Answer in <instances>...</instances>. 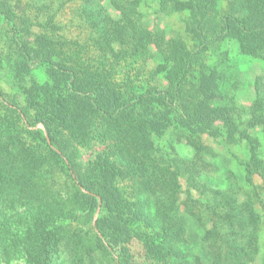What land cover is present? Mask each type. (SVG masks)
<instances>
[{
	"label": "trees",
	"instance_id": "obj_1",
	"mask_svg": "<svg viewBox=\"0 0 264 264\" xmlns=\"http://www.w3.org/2000/svg\"><path fill=\"white\" fill-rule=\"evenodd\" d=\"M157 1L161 12L188 13L190 42L150 29L142 0H0V21L8 27L0 64L20 90L10 103L0 99V218L2 207L24 209L19 229L0 225L2 259L21 254L27 264H53L67 249L82 263L91 255L87 240L104 245L74 224L80 217L92 221L97 210L105 215L95 228L122 250L115 264H138L127 246L133 238L147 264H248L257 254L264 160L252 132L264 131V75L254 82L250 105L239 108L235 86L225 84L226 56L210 60L224 41L235 40L241 53L264 61V0H226L224 7L219 0ZM69 26L76 38L61 33ZM149 62L150 77L166 76L170 91L141 81L135 66ZM38 68L43 82L32 78ZM170 129L192 149V159L164 156L155 146L153 135ZM203 136L244 145L243 173L227 172L244 186L243 203L234 187L204 205L193 197L207 190L201 174L215 169L216 153ZM125 181L131 193L120 186ZM189 218L201 238L187 233ZM197 243L201 253H183Z\"/></svg>",
	"mask_w": 264,
	"mask_h": 264
},
{
	"label": "rangeland",
	"instance_id": "obj_2",
	"mask_svg": "<svg viewBox=\"0 0 264 264\" xmlns=\"http://www.w3.org/2000/svg\"><path fill=\"white\" fill-rule=\"evenodd\" d=\"M157 0H142L139 11L143 14V19L146 21L150 29L153 31H162L167 38L180 36L184 40H187V36L184 32V23L188 16L187 12H169L164 13L159 10V5ZM226 0H219V6L224 7ZM67 10V9H66ZM65 10V11H66ZM107 10L109 15L113 19H118V12L116 9L108 5ZM70 11L63 13L61 20L66 22L70 18ZM8 27L5 26V23L0 21V54L5 51L4 44L8 38ZM64 36L76 38L78 36V30L76 28L67 27L63 32ZM190 42V41H189ZM220 51L217 54H212L211 63H219V59L226 56L224 65L228 68V73L226 74L225 84H232L235 87H232L231 93L233 95V100L239 108L249 106L254 97V82L257 77L264 75V61L253 58L251 56L244 55L240 52L238 43L235 40H226L220 45ZM132 65L131 67H133ZM135 68L140 69L139 78L143 81L144 84L149 85L148 87H156L160 90L170 91L172 83L170 80L163 74L157 75L154 79L150 77V71L153 69V63L149 62L146 65L140 67L136 64ZM38 69H33L32 78L43 82L46 79V76L43 72ZM131 69V68H128ZM131 72V71H130ZM132 74V72H131ZM123 77V71L120 75ZM19 89L12 79L10 73L5 68L4 64H0V99L5 103H10L11 98L16 97L19 94ZM16 101L17 98H16ZM34 129L42 130L40 125L34 127ZM252 134L259 140L260 148L259 153L260 157L264 160V131L260 129H255ZM153 140L155 146L159 151L164 154V156L174 158L178 157L183 160L192 159L193 151L192 149L185 145L184 143L177 140L175 136L172 135L171 129L168 130L162 137L153 135ZM202 142L210 146L213 151L216 153L214 159L211 161L214 165V170L204 171L200 178L199 182L203 187H207L204 195L199 196V192L192 191V195L196 199H200V202L205 204L208 198H211L217 191L225 193L228 188H236L240 193L236 195L237 204H241L245 201L244 193L241 192L245 190L244 186L239 181V177L233 178L229 177L227 172L233 173L235 175H240L243 173V163L247 161L248 154L244 145H227L222 138L213 139L211 137L203 136ZM100 149V148H99ZM88 156L87 152L83 153L84 159ZM241 172V173H240ZM182 180V179H181ZM183 185L182 193L180 194V201L183 202L186 199V185L181 181ZM254 184L262 185V181L255 177ZM125 193H131V185L126 181L120 184ZM243 189V190H242ZM235 190V191H236ZM246 191V190H245ZM124 193V192H123ZM220 196V195H219ZM218 196V197H219ZM262 199L264 203V193L262 194ZM203 207V206H202ZM3 216L0 218V225L3 227L11 228L13 231L19 229L23 222L19 220V215L22 214V208L2 207ZM255 210L261 217V223L258 231V252L254 254L255 256L248 264H264V204H255ZM205 216V208L203 207L200 210ZM105 215V212L97 210L92 215V221L88 217H80V219L75 221L74 226H77L79 230L83 231L84 234L96 233L97 236L103 242V247H95L93 244L87 240L86 243L90 245L89 257H86L80 264H115L122 260V250L117 246H111L102 236L98 229L95 228V221ZM207 228H210L207 225ZM192 231V233H197L201 238L203 231H201L195 221L189 218V228L187 233ZM190 233V232H189ZM188 233V234H189ZM92 236V235H91ZM130 249L131 254L133 255L135 261L138 264H147L144 258V248L142 244L138 241L137 238L131 239L127 245ZM183 253L195 254L201 253L202 249L197 243L196 246L189 244V248L183 247ZM68 252L67 249L60 250L54 257L53 264H78V261ZM9 260L2 259L0 257V264H27L24 257L21 254H11ZM149 264V263H148Z\"/></svg>",
	"mask_w": 264,
	"mask_h": 264
}]
</instances>
